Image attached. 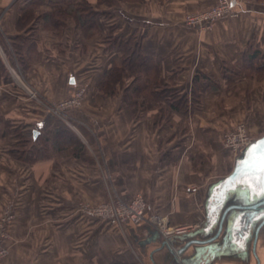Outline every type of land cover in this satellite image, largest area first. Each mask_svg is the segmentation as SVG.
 Returning <instances> with one entry per match:
<instances>
[{"label": "crops", "instance_id": "1", "mask_svg": "<svg viewBox=\"0 0 264 264\" xmlns=\"http://www.w3.org/2000/svg\"><path fill=\"white\" fill-rule=\"evenodd\" d=\"M78 1L0 0V211L6 199L14 198L17 213L6 264H258L257 258L264 264L263 238L253 251L256 224L249 227L247 238L238 236L241 228L236 227L226 242V221L220 236L212 239L220 212L203 229L209 200L218 194L216 184L236 163L223 145V132L233 119L221 113L220 99L239 100L247 108L250 101L261 103L258 93L245 88L252 78L242 70L246 53L264 54V2L230 0L238 16L224 17L206 32L188 28L182 20L186 12L208 9L216 0H139L132 11L123 2L117 6L114 1L113 7L104 1L100 31L109 33L115 27L116 36L135 35L144 54L154 55L162 84L189 93L196 84L202 106L179 137L177 113L156 124V111L140 106L144 96L131 98L125 89L98 92L104 73L120 64V55L103 40L81 43L80 30L69 22L61 32L50 28L59 6ZM86 46L92 55L89 62L80 55ZM17 51L27 79L46 96L43 100L31 99L16 83L12 70L20 66ZM87 83L82 108L65 117L51 110V102L73 95ZM255 109L253 105L243 116L254 131L262 132L264 117ZM57 126L68 127L83 143L78 156L74 145L48 140ZM21 142L26 145L25 158L17 160L11 155ZM33 148L42 156L32 154ZM66 149L71 153L55 164V159L66 157ZM109 183L125 200L142 193L147 213L168 214L172 225L200 223L197 232L175 237L172 251L190 240L207 242L192 244L176 259L148 222L116 228L84 216L68 218L74 201L111 197ZM198 252L203 255L195 258Z\"/></svg>", "mask_w": 264, "mask_h": 264}, {"label": "trees", "instance_id": "2", "mask_svg": "<svg viewBox=\"0 0 264 264\" xmlns=\"http://www.w3.org/2000/svg\"><path fill=\"white\" fill-rule=\"evenodd\" d=\"M104 1L113 3V0H97V5L93 6L88 0H81L77 3L59 6L55 13H52L57 20L54 21L53 19L49 24L50 26L56 27V25L60 24L65 25L67 20L72 19L83 28L87 27L86 29L84 28L87 34L90 32L96 34V32L100 31L98 18L100 15H105L101 8ZM55 14H58V16H55ZM68 16H70L69 19H67ZM115 29V27L111 28L109 33L106 34L107 36L103 39V42L109 50H113L120 55V64L114 63L106 71L104 79L98 86L101 94H115L124 86L125 80L129 79L130 81L127 83V87H125L126 93H129L131 98L134 96L149 98L153 105L158 108V112L156 113L158 120L156 124L162 119L170 118L172 112H176L183 117H188L196 107L200 106L201 98L196 90L195 83L190 93L183 91V89L173 84H162L160 82V67L154 55L144 54L142 45L135 35L124 39L115 35ZM17 58L21 62L18 51ZM260 58L264 59V54L262 55L260 51L253 50L250 53H246L244 56L246 69L263 72L264 64L257 65V60ZM194 80L197 81V76ZM48 140L54 141L57 144H68L70 147L74 145V154L77 156L84 148L83 143L77 138L76 134L64 126L55 127ZM24 142L26 144L27 142L30 143V137L24 140ZM24 142H21V146H25ZM39 150H36L37 153ZM33 151L32 149L30 150L32 154ZM15 153L17 152L13 151V155ZM24 153H26V150ZM40 153H38L37 157L42 156ZM20 158L23 157L21 156Z\"/></svg>", "mask_w": 264, "mask_h": 264}, {"label": "rangeland", "instance_id": "3", "mask_svg": "<svg viewBox=\"0 0 264 264\" xmlns=\"http://www.w3.org/2000/svg\"><path fill=\"white\" fill-rule=\"evenodd\" d=\"M80 1H78V2H80ZM88 1L92 5L93 4H97V0H88ZM114 1H117L118 2V3H116V4H118L117 6H120L121 5V2L125 3L126 6L127 5L129 6L128 9H130V11H132V8L133 9L136 8V4H137V2L139 0H122V1H120V0H113V3H111V2L108 3L106 1V4L107 5L111 4L114 7L115 6L114 5ZM217 1L218 0H216V2L214 3V5H211V7L208 8V9L197 10V11H188V12H186L185 15H184V18L182 20L183 21V24L186 27H188V28L196 29V30H200V31H206L207 32V30L212 29L213 26L217 24V22L214 23L213 25H208L207 22L206 23H201V21L200 22L199 21L198 22H193V21L190 22L188 20L194 19V17L195 16H198L199 14H203L205 12L206 13L209 12L210 9L213 8V6H216ZM262 2H264V0H262ZM125 5H123V7L126 8ZM101 8L104 10V8H106V7H103L102 6ZM119 8L120 7H118V10H119ZM121 10H124V9L121 7ZM53 13H55V11ZM55 16H58V14H55ZM69 17L70 16H68L67 19H69ZM67 22H69L74 27V29L78 28L80 30L81 37H82V38L80 37V39L82 40L81 43H83V42L89 43V41H93L94 38H96L98 41L99 40H103L107 36L106 35L107 33L104 32V31L96 32V34L91 33V32H90L91 34L90 33L87 34L86 33V30H85L87 27H84L85 28L84 29L81 25L77 24L72 19L67 20ZM50 28L51 29L58 30L59 32H61L62 30H65V28H67V26L60 24V25H56V27H53L51 25ZM68 32H69V35L72 37V39L75 40V37L72 36V32L71 31H68ZM87 45H89V44H87ZM87 48H88V46H86V49H84V50H83V48H81L80 55H81V57L83 59L82 61H88L89 62L91 60V58H92V55H89V51H88ZM93 57H94V55H93ZM257 61L259 63H261V61L264 62V59L263 58H260ZM17 62L20 64V66L18 65V67L13 68L12 72L14 74V79L16 80V83L20 86V89L22 88V86L24 88H26V86H28L33 91H35L37 93L39 100H43L44 98H46V96L41 91V89H39L36 85H34L33 83H31L27 79V77L25 75V72H24V70H23V68L21 66V62H19L18 59H17ZM263 64L264 63H261L260 65H263ZM242 72L244 74H246L248 77L252 78V80H250V83H248V85H246L245 88L250 89V90H254L256 93H258L259 95H257V96L260 98L261 103L260 102L258 103V102H255V101L254 102L253 101L252 102L250 101V103L248 105V108H247L239 100L238 101H236V100L235 101H228V99H223V98L220 99V103H221L220 111H221V113L223 115L224 114H228L229 117H231V119H233V121H232L233 123H232L231 127L227 128L223 132L222 139H223V145H224V147H225V143L227 142L228 137H231L233 135H236V134L240 133V129H243L244 130L245 135L252 142H253V140L257 139L258 137H261L264 134V129H262L263 130L262 132H256V131H254L253 128L250 127V123L243 116V113H249L251 111V107L254 105L256 107L255 110H257L258 107H260L258 109V111H257L258 116H263L264 117V103H263L264 102V99L262 97L263 96V93H264V71L263 72H256V71H254V69L253 70H251V69L250 70L249 69H244V70H242ZM104 76H105V73L103 75V79H104ZM129 81H130L129 79H126L124 86H122L121 89L118 92H116V93L121 92V90L123 91V89H125V87H127V83ZM100 83H101V81L99 82V84ZM99 84H98V86H99ZM89 88H90V86L88 85V83L85 84V85H83L82 87L78 88V90H80V89H84L85 90L84 101L82 103L81 108L86 103L85 100L87 99L86 96L88 94V89ZM235 88H236V86H234L232 90H234ZM98 92L101 93L99 91V88H98ZM69 97H67V98H69ZM67 98H64V99L59 100V101H53L50 104L54 106L55 104H58V103L62 102L63 100L67 99ZM145 101L146 102L141 103L140 106H144L146 109H149V110L152 108V109H154L156 111V113L158 112L157 111L158 108L153 105L152 101L149 98H146ZM201 103L202 102L200 101V103H199L200 106L199 107H196L194 109V111L188 117H183V116L177 114L178 116H180V120H181L179 122V124H178V130L176 132L178 135L180 134V132H183V131H185L187 129V123L190 121V119L193 118V113L196 112L198 109L201 108V106H202ZM246 105H247V103H246ZM73 110H75V109H73ZM71 111L72 110L66 111L65 114L62 113L61 116H64V115L67 116V114H69V112H71ZM171 117H172V115L170 116V118ZM154 118L155 119L156 118L158 119V115L154 116ZM154 118H153V121H154ZM170 118H168V119L170 120ZM168 119H162L160 121V123L162 121H164V120L168 121ZM179 137H180V135H179ZM25 146L19 147V149H18L19 151L18 150L14 151V152H17V153H15L14 155H11V156H13V158H15L17 160H19L18 158H20L21 156L24 158L25 157V153H24ZM244 148L245 147H243L238 153H235V154L233 152H231L229 149H227V148L226 149L229 151V153L231 155V159H232V158L236 157L238 154H240L241 151ZM69 149H71V148L69 147ZM33 150H35V151H33ZM33 150H32L33 153H35V152L37 153L36 150H39V149H33ZM40 152H41V150H39L38 153H40ZM38 153H37V155H38ZM70 153H71V151L66 149L65 150V156L66 157H64L63 159L59 157V158H57V159L54 160L55 161L54 163L56 164V162L58 163V162L64 160L65 158H67L68 154H70ZM26 157H29V155H27ZM35 159H38V158H35ZM232 166H233V160H231L229 162L228 170H231ZM54 167L56 169V166H54ZM109 184H110V189L112 190V193H113L111 197H109L107 199H101V200H98L96 202H89V201H86V200H77V201H74V202L72 201L73 203H71V205H72V208L73 209L70 212H67L68 213L67 214L68 215V218H72V217H76V216H84V217H87L88 219H91L92 221L93 220H96L97 223L107 222V220L104 219V218H93V217H91L89 214H86L85 212H83L82 209L85 210L87 207H92V208L97 209L104 202L110 201V199H113V198L120 197V195L116 191L115 187L112 186L113 183H109ZM55 185H56L55 183L50 184V190L51 191H52L53 188L55 190ZM138 194L142 195V197L145 199V197H144V195L142 193H138ZM15 205L16 204H15L14 198H8V199L5 200V202H4L3 206H2V209L0 211V228L3 227L1 230H5V236L2 239H0V249H1V251H0V253H1V256H0V264H6V262L8 261V259L11 256V251H12L13 246L10 247V245H8L7 243L9 241H11V240H14L11 237V231L10 230H11V227L13 226L14 222L17 219V213H16V206ZM8 211L13 212L14 218L11 221H9V222H4L3 219H4L5 216H7ZM155 213H157V214H163V213H159V212H155ZM163 215L170 222L169 215L168 214H163ZM111 226H114V225H111ZM114 227L121 228L119 226H114Z\"/></svg>", "mask_w": 264, "mask_h": 264}, {"label": "water", "instance_id": "4", "mask_svg": "<svg viewBox=\"0 0 264 264\" xmlns=\"http://www.w3.org/2000/svg\"><path fill=\"white\" fill-rule=\"evenodd\" d=\"M71 81L73 82V79ZM262 142H264V135L249 143L241 153L236 156L233 172L216 184L218 194L212 196L209 200V205L207 206V219L203 225L204 229L207 223L209 224L215 221L216 217H218L217 214L221 212L219 228H217L218 230L212 239H216L220 236L223 231L222 228H224L227 221V242L233 237V232L236 227L241 228L239 234L237 233L238 236L240 235L241 238H245L247 236V231L250 229L249 227L256 224L254 253H256V242L258 241L259 235L262 233L261 228L264 226V172H262L260 165L261 158L264 156V143ZM189 235L190 234H187V236ZM181 237H186V235ZM174 238L175 237L171 238L169 241L165 240L162 247L170 249V245H174ZM205 242L207 241L198 242L197 240H190L182 249L177 251H172L170 249V253L178 259V257L182 256L192 244ZM226 247L227 245L224 246V248ZM202 255V252H198L195 258L201 257ZM194 256L195 255H193V257ZM257 260L259 264L260 261L258 258Z\"/></svg>", "mask_w": 264, "mask_h": 264}, {"label": "built area", "instance_id": "5", "mask_svg": "<svg viewBox=\"0 0 264 264\" xmlns=\"http://www.w3.org/2000/svg\"><path fill=\"white\" fill-rule=\"evenodd\" d=\"M238 12L234 10L230 0H218L216 6H213L209 12L199 14L194 19L188 20L190 22L208 23L213 25L218 20L224 17H237ZM26 92L31 99L39 100L38 95L30 87L26 86ZM85 90H77L72 96L63 100L62 102L50 105L51 110L58 115L65 114L66 111L79 109L84 101ZM66 115L62 116L65 117ZM252 141L245 135L244 130L240 129V133L228 137L225 147L231 152L238 153L243 147H246ZM148 204L140 194H136L129 200L122 197L110 199L104 202L99 208L95 209L87 207L83 212L89 214L93 218H104L110 225L123 227L125 223L132 222L134 224H141L148 222L164 237L169 240L176 236H184L190 234L198 229L199 224H190L193 227H186V225H172L163 214L147 213ZM14 218L13 212L8 211L7 216L4 217V222H9ZM0 228V239L5 236V230ZM170 229V230H168ZM1 251V249H0ZM1 256V253H0Z\"/></svg>", "mask_w": 264, "mask_h": 264}, {"label": "snow or ice", "instance_id": "6", "mask_svg": "<svg viewBox=\"0 0 264 264\" xmlns=\"http://www.w3.org/2000/svg\"><path fill=\"white\" fill-rule=\"evenodd\" d=\"M262 143H264V142H262ZM260 165H261L262 172H264V156H262V158H261Z\"/></svg>", "mask_w": 264, "mask_h": 264}, {"label": "flooded vegetation", "instance_id": "7", "mask_svg": "<svg viewBox=\"0 0 264 264\" xmlns=\"http://www.w3.org/2000/svg\"><path fill=\"white\" fill-rule=\"evenodd\" d=\"M255 235V230H254V234H253V236ZM259 238H263L264 239V232L263 233H261L260 235H259Z\"/></svg>", "mask_w": 264, "mask_h": 264}, {"label": "bare ground", "instance_id": "8", "mask_svg": "<svg viewBox=\"0 0 264 264\" xmlns=\"http://www.w3.org/2000/svg\"><path fill=\"white\" fill-rule=\"evenodd\" d=\"M186 227H193L192 225H190V224H188V226H186ZM168 230H170V229H168ZM170 240V239H169ZM169 240H167V241H169Z\"/></svg>", "mask_w": 264, "mask_h": 264}]
</instances>
